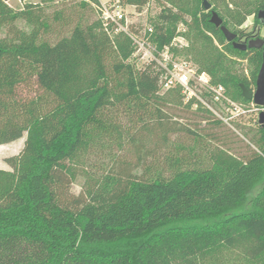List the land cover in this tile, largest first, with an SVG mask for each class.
Segmentation results:
<instances>
[{"label": "trees", "instance_id": "obj_1", "mask_svg": "<svg viewBox=\"0 0 264 264\" xmlns=\"http://www.w3.org/2000/svg\"><path fill=\"white\" fill-rule=\"evenodd\" d=\"M20 1L22 7L13 9L0 0V144L28 134L21 151L5 159L10 170L0 169V264H222L224 253L233 251L240 256L233 264H264L261 125L257 151L246 160L216 154L210 167L177 162L168 175H135L124 168L105 175L86 195L69 191L70 163L101 146L107 135L119 141L122 131L112 113L135 107L143 110L138 120L144 124L153 114L162 117V71L154 62L137 69L129 62L132 40L123 32L110 37L99 19L76 24L51 43L41 36L49 24L39 5ZM146 2L126 0L139 9ZM226 2L235 6L224 14L234 25L250 14L255 23L264 22L257 16L264 0ZM176 5L152 21L151 41L159 50L185 20L187 9ZM211 11L200 18L191 14L188 51L212 84L248 102L241 85L254 89L262 50H239L232 42L223 52L211 46L205 30L221 43L225 38L210 22ZM18 19L32 24L30 31L18 28ZM234 33L237 41L250 37L243 30ZM232 57L248 59V75ZM31 80L36 92L20 96L19 86ZM167 91L181 96L179 87Z\"/></svg>", "mask_w": 264, "mask_h": 264}, {"label": "rangeland", "instance_id": "obj_2", "mask_svg": "<svg viewBox=\"0 0 264 264\" xmlns=\"http://www.w3.org/2000/svg\"><path fill=\"white\" fill-rule=\"evenodd\" d=\"M27 1L39 5L41 19L49 24L48 29L41 32V36L51 43L68 35L76 24L86 26L99 19L93 3H89L88 0L85 6L81 4L82 0ZM172 1L182 5L189 13L186 11L185 20L178 24L177 35L166 51L173 62L192 69V93H184L182 87L178 85L174 87L180 88L181 96H178L177 91L168 92L169 87L162 82L159 94L163 99L158 100L157 103L162 117L157 119L156 114H153L150 120L144 114V119H147L146 124L138 120L143 110L135 107L126 111L120 108L115 111V115L112 113L122 131L120 139L116 142V134L107 135L101 146L98 145L92 152L70 163L72 174L69 191L72 194L86 195L105 175L116 171L120 174L124 168L125 171L135 175L145 173L152 175L157 172L168 175L177 162L181 167L206 168L210 167L213 162L212 157L216 154L246 160L253 151H257L260 135L258 121L262 107L252 101L233 100L222 85L211 83L207 72H198V63L188 51L189 40L186 34L191 33V14L197 13L200 18L201 13L206 12L202 0H147L140 9L135 5L127 4L126 0H121L128 30L136 40L144 42L147 46V50H140L138 45L133 43L135 50L129 62L137 69H144L152 63L154 56L160 57L161 50L151 41L152 21L166 6L178 8L176 4H172ZM209 2L211 8L223 18L230 31L243 30L250 35L249 39L241 38L238 41L247 42L256 37L264 39V22L255 23L254 14L248 15L241 25H234L231 19L224 15L225 10L227 12L235 9L233 4L228 6L226 0H216V2L209 0ZM8 3L13 9L22 7L20 0H8ZM15 25L26 32L32 28V24L22 19H18ZM202 28L205 30L204 23ZM4 31L5 29L0 30L1 36ZM204 32L208 35L211 46L217 47L222 52L225 51L228 43L225 38L221 43L207 30ZM117 33L119 32L112 31L109 36L113 37ZM232 58L236 60L237 68L243 69L244 74L248 75L250 70L248 59ZM198 74L205 81L196 79ZM163 78L164 76L161 77V81L164 80ZM219 86L222 90L218 89ZM212 88L217 89L219 93H215ZM36 90V84L31 80L28 85L19 86L18 94L22 97H30ZM205 93L209 96H204ZM216 94L218 98L215 97ZM147 107L152 108V111L155 108L151 103H148ZM27 135V132H24L21 138L0 144V169L10 170L5 159L21 151ZM258 190L259 187L255 189L253 195ZM249 206L250 202L246 207ZM239 258L236 251L225 252L222 264H233Z\"/></svg>", "mask_w": 264, "mask_h": 264}, {"label": "built area", "instance_id": "obj_3", "mask_svg": "<svg viewBox=\"0 0 264 264\" xmlns=\"http://www.w3.org/2000/svg\"><path fill=\"white\" fill-rule=\"evenodd\" d=\"M93 5L98 13L99 21L103 29L110 34V32H123L130 37L133 43L137 44L138 49L147 50L144 42H139L135 39L132 33L128 30V24L126 22L125 10L123 8L121 0H96ZM170 46V45H169ZM156 49V47H155ZM168 46H164L160 51V57H155L154 62L162 71L164 76L163 82L166 87L172 88L180 85L184 93H192V69L184 66V64H178L173 62L167 55ZM196 79L205 81L200 74L196 76ZM222 90V87H218ZM215 93H219L217 89L212 88ZM218 98V94L215 95ZM263 110V107H262Z\"/></svg>", "mask_w": 264, "mask_h": 264}, {"label": "water", "instance_id": "obj_4", "mask_svg": "<svg viewBox=\"0 0 264 264\" xmlns=\"http://www.w3.org/2000/svg\"><path fill=\"white\" fill-rule=\"evenodd\" d=\"M202 6L205 10H209L211 8V4L208 0H202ZM257 16L261 21H264V9L259 10ZM210 22L216 27L220 28L225 39L228 42H232L234 48L239 50H246L247 48H257L262 50V62L256 77L255 89L250 90L242 84L241 91L245 99L252 101L257 106L263 107V110L259 114L258 122L264 127V39L261 37H256L248 40L247 42L235 40L236 34L230 31L222 23V18L215 11H211Z\"/></svg>", "mask_w": 264, "mask_h": 264}]
</instances>
